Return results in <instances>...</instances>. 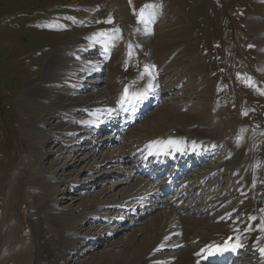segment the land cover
<instances>
[{
	"label": "rangeland",
	"instance_id": "374dc122",
	"mask_svg": "<svg viewBox=\"0 0 264 264\" xmlns=\"http://www.w3.org/2000/svg\"><path fill=\"white\" fill-rule=\"evenodd\" d=\"M147 11L155 14L150 31L145 28ZM250 17L264 19V0H0V227L4 225L13 239L9 255L11 246L0 236V264H18L25 248L27 264L60 263L57 223L37 210L46 191L34 182L41 165L55 158L34 157V145L22 129L31 119L20 113L19 99L27 89L37 88L49 89L47 100L57 102L58 91L75 67L101 48L108 56L95 84L107 87L114 97L123 96L133 82L137 88L143 85L148 64L165 82L163 98L180 91L174 115L159 127L226 133L232 148L263 153L259 136L264 138V61L256 35L264 33V22L252 29ZM51 63L62 66L52 68L54 76L46 69ZM201 76L210 84L207 93L201 92ZM86 80L90 78L83 85ZM152 107L149 112L159 106ZM219 108L224 123L217 130L213 124ZM146 120L136 122L134 130L142 132ZM245 150L239 158H245ZM227 170L222 171L224 178L230 175ZM100 182L98 178L88 195L99 190ZM243 205L249 206V199ZM237 214L246 225L253 216L243 207ZM106 239L82 243L76 261L107 248Z\"/></svg>",
	"mask_w": 264,
	"mask_h": 264
},
{
	"label": "bare ground",
	"instance_id": "6f19581e",
	"mask_svg": "<svg viewBox=\"0 0 264 264\" xmlns=\"http://www.w3.org/2000/svg\"><path fill=\"white\" fill-rule=\"evenodd\" d=\"M146 20L145 28L150 31L155 23L153 11L146 12ZM248 22L256 29L262 27L264 19L250 17ZM256 43L264 61V33L256 35ZM106 56L108 50L101 48L98 54L88 55L86 64L76 66L58 91L57 102L47 100L52 93L49 89L37 88L27 89L19 99L20 113L31 119L22 129L34 145V157L40 161L55 158L41 165L34 182L46 191L37 210L57 223L53 226L60 246L59 264H208L205 261L219 256L222 240L229 234L241 249L240 259L232 264H264V151L232 148L224 139L226 133L206 135L209 132L178 129L170 124L159 127L174 115L173 105L180 101V91L163 98L164 81L148 64L143 85L137 88L133 82L123 96L114 97L107 87L95 84ZM53 67L56 70L62 66L47 65L51 76L55 74ZM200 67L198 63V71ZM86 77L93 81L87 79L83 85ZM48 78L46 75L51 80ZM204 79L201 76L200 88L207 93L210 84ZM153 101L159 107L143 117L147 119L141 125L144 130H134L133 110L128 105L152 107ZM222 110H217L216 123H212L217 130L224 123ZM86 146L91 148L78 157ZM241 150L246 151V161L238 156ZM163 154L186 156L200 166L186 173L181 191L184 196L172 199L176 193L159 203L155 196L164 187L162 180L154 183L160 169L153 165ZM146 163L150 164L147 175L141 170ZM224 169L230 174L226 178L222 176ZM98 178L101 187L88 195ZM246 199L249 206L243 205ZM146 205L152 209L142 221L129 216ZM241 207L253 215L246 221L248 225L239 222L237 212ZM10 235L4 225L0 227L3 242L7 240L13 246ZM105 238L107 248L76 261L82 243L95 245ZM28 250L25 248L18 264H27Z\"/></svg>",
	"mask_w": 264,
	"mask_h": 264
}]
</instances>
